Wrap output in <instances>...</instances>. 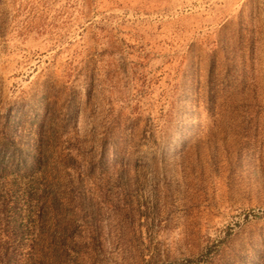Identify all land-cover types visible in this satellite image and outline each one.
<instances>
[{
  "label": "rangeland",
  "instance_id": "374dc122",
  "mask_svg": "<svg viewBox=\"0 0 264 264\" xmlns=\"http://www.w3.org/2000/svg\"><path fill=\"white\" fill-rule=\"evenodd\" d=\"M0 264H264V0H0Z\"/></svg>",
  "mask_w": 264,
  "mask_h": 264
}]
</instances>
